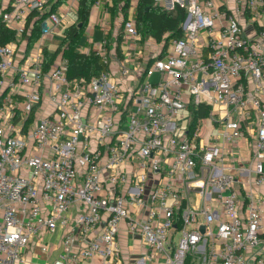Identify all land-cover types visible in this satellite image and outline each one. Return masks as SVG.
Masks as SVG:
<instances>
[{
  "label": "built area",
  "instance_id": "1",
  "mask_svg": "<svg viewBox=\"0 0 264 264\" xmlns=\"http://www.w3.org/2000/svg\"><path fill=\"white\" fill-rule=\"evenodd\" d=\"M155 1L183 36L87 80L44 54L70 7L0 0V264H264V0Z\"/></svg>",
  "mask_w": 264,
  "mask_h": 264
},
{
  "label": "trees",
  "instance_id": "2",
  "mask_svg": "<svg viewBox=\"0 0 264 264\" xmlns=\"http://www.w3.org/2000/svg\"><path fill=\"white\" fill-rule=\"evenodd\" d=\"M64 1V0H63ZM98 0H79L77 12V24L68 26L64 31V41L61 46L53 53L44 51L46 61L52 62L56 55L63 50V57L68 61L69 78H86L91 80L99 76L108 69L102 58L96 52L81 53L76 51L80 39L86 29L91 10ZM131 0H111L109 9L115 12L118 8L125 11L129 8ZM187 13L184 8L176 7L173 11H167L156 4L155 0H138L135 23L139 34L143 39L153 38L160 42L165 39V45L172 40L183 36V23L186 20ZM39 35V26H36L34 36ZM9 36L6 31H0V43L7 42ZM122 33L118 37V55L121 56ZM207 115V108L200 106L197 118H203Z\"/></svg>",
  "mask_w": 264,
  "mask_h": 264
},
{
  "label": "crops",
  "instance_id": "3",
  "mask_svg": "<svg viewBox=\"0 0 264 264\" xmlns=\"http://www.w3.org/2000/svg\"><path fill=\"white\" fill-rule=\"evenodd\" d=\"M79 1V0H78ZM78 1L73 0H57L54 10L60 11L62 8L68 9L69 21L66 25L62 26V30L59 32L53 33L48 42L45 45L44 51L53 53L57 50L59 46L62 45L64 41V31L65 29L73 24H77V12H78ZM99 4H94L91 10L90 19L86 29L84 30L82 37L79 42V46L76 51L81 53H90L100 50V44L103 40L107 41V50L115 51L118 53V37L120 33H123V23L126 19H132L135 21L137 13V3L138 0H131L130 6L127 10L122 11L121 8H118L115 12L109 9L111 1L109 0H100ZM75 14V20L72 21V15ZM60 35V38H59ZM62 35V36H61ZM141 36V34H140ZM36 36H33V40ZM59 38V39H58ZM167 45H165V39L157 42L153 38L143 39L137 43L136 48L130 50L127 45L122 41L120 44L121 47V57H128L131 55L130 66L132 68L138 67L137 69L141 70L145 67L150 56L156 51H164ZM61 50L60 52H62ZM119 54V53H118ZM130 54V55H129ZM141 56V57H140ZM146 61L145 65H141V62ZM157 74L151 76L150 80ZM241 147V153L246 155V152L243 151V143L239 144ZM121 245L126 252H133V250L140 251L143 250V244L139 236H127L125 234L121 235Z\"/></svg>",
  "mask_w": 264,
  "mask_h": 264
},
{
  "label": "rangeland",
  "instance_id": "4",
  "mask_svg": "<svg viewBox=\"0 0 264 264\" xmlns=\"http://www.w3.org/2000/svg\"><path fill=\"white\" fill-rule=\"evenodd\" d=\"M74 20H75V14L72 15V21H74ZM59 38H60V35H59ZM145 63H146V61L144 60L143 62H141V65H145ZM158 79H159V75H155L151 79V82H157ZM44 242H48L50 244V253L51 254H55L54 255L55 257L52 260H54L55 258H57V256L59 255V253L61 251V250L58 249V247L60 245V233H59V231L56 234H53V235L48 234L46 236ZM43 263H45V260H42L40 258H35L33 260V264H43Z\"/></svg>",
  "mask_w": 264,
  "mask_h": 264
}]
</instances>
